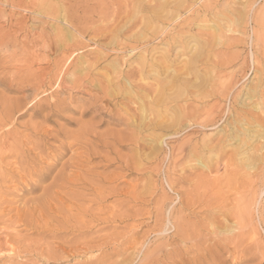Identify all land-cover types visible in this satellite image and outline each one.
<instances>
[{"label":"rangeland","instance_id":"374dc122","mask_svg":"<svg viewBox=\"0 0 264 264\" xmlns=\"http://www.w3.org/2000/svg\"><path fill=\"white\" fill-rule=\"evenodd\" d=\"M17 1L0 0V16L8 11L1 16L0 28L3 31L0 29V33L7 31L10 39L18 40L12 39L14 42L11 40L12 43L10 41L8 45L0 46V264H165L167 261L166 264H264V112L259 114L262 120L260 123L248 125L236 120L240 109L256 101V98H251V94H254L251 89L260 78V93L264 101V0H217V6L213 5L206 13L198 6L203 4L199 0H185L186 11L177 10L179 13L172 7L177 0H55V3H49L48 0ZM141 3L147 5L148 9L141 10ZM35 4L36 6H32ZM49 5H53L55 9L46 10ZM60 7L63 9L60 10ZM190 8L191 13L187 12ZM196 8L199 10L195 11ZM65 9L70 10V21L74 22L71 32L64 31L63 22H60L64 17L60 13L65 14ZM103 9L108 14L110 10L114 11H110L112 13L108 15ZM155 10L169 18L159 23L151 20L150 16H153ZM52 14L56 18L61 16L58 18L61 30L54 29L57 24L50 22ZM98 14L101 16L96 17ZM201 16L202 19L205 18L203 21ZM175 17H180V20ZM119 18L121 19L118 20ZM186 18H190L191 23ZM110 27L114 29L113 34ZM133 34L135 38L131 36ZM159 34L166 38L172 34V39L161 42ZM178 36L188 45L187 53L181 54L177 60L179 63L176 61L168 66L167 73L164 74L167 77L161 76L165 78L161 80L162 86L166 87V83L172 78L178 77L177 82L180 81L179 76L186 72L183 65L194 52L205 49L203 52H206V57H203L202 64L197 63L196 68L200 67L197 70L201 72L199 77L186 75L191 80V85L187 86L189 88L178 85L170 91L181 95L178 97L179 101H168V108L164 107L166 112H163V115L166 113V118L160 116L163 118L161 121L152 114L151 104L155 98L153 89L155 82H158L152 66L154 61L163 59L162 55L169 51L168 48L182 50L177 41ZM113 38H116L115 41ZM120 42L122 43L119 44ZM78 44L82 45L78 47ZM203 44L205 45L202 46ZM133 48L135 52L132 53L130 50ZM97 50L102 51L97 53ZM151 53L154 55L151 56ZM229 57L232 61L229 65L223 69L217 67L229 60ZM121 59L123 62L119 61ZM77 60L87 62L81 68L83 71L76 66ZM258 61L261 63L258 64ZM140 62L144 64L142 76L137 73L136 78L130 77L129 80L133 85L137 82L146 88L142 90V87H135L134 91V87L131 89L125 82L127 83L131 73L140 68ZM182 69L184 70L181 71ZM55 71L61 74H56ZM96 72L98 76L92 74ZM170 72H173L172 75ZM114 73L116 76H113ZM58 74L61 80L56 77ZM89 74L95 80L91 75L90 79ZM99 75L107 77L100 80ZM213 75L216 77H211ZM108 76H111L109 82L106 81ZM112 76L117 80L113 81L115 79ZM145 84H150L153 88ZM115 86V92L112 93ZM192 98L194 102L191 101ZM188 105H191L189 110ZM179 110L182 111L178 112ZM233 110L239 111L237 113ZM187 112L191 114L190 117L185 114ZM211 117H214L217 124L207 122ZM165 119L169 121H164ZM135 122L138 128L134 126ZM154 122L160 123L161 128L154 127ZM245 128L250 133L245 132ZM248 134L250 137L245 141ZM52 244L55 246L51 247ZM62 247L65 252H62ZM137 248L141 249L138 251ZM136 255L138 256L135 257ZM170 257L171 261L167 259Z\"/></svg>","mask_w":264,"mask_h":264},{"label":"bare ground","instance_id":"6f19581e","mask_svg":"<svg viewBox=\"0 0 264 264\" xmlns=\"http://www.w3.org/2000/svg\"><path fill=\"white\" fill-rule=\"evenodd\" d=\"M3 1H4V0H3ZM7 1H8V0H7ZM9 1H11V0H9ZM18 1H19V2H18ZM18 1H17L18 3H20V1L22 2V0H18ZM38 1H39V0H38ZM56 1H57V0H56ZM56 1H55V0H48L49 3H55ZM70 1H71V0H70ZM73 1L75 2L76 0H73ZM109 1H110V0H109ZM112 1H113V0H112ZM112 1H111V2H112ZM128 1H129V0H128ZM128 1H127V2H128ZM144 1H145V0H144ZM173 1H174V0H173ZM216 1H217V0H205V2H203V1L199 0L198 2H202L203 4L200 3L201 5H198V6H199V7L201 6V10H203V12L205 11V13H206L207 11H210V10L212 9L213 5L217 6V5H216V4H217ZM218 1H219V0H218ZM247 1H248V0H247ZM1 2H2V1H1ZM1 2H0V3H1ZM41 2L43 3V2H45V1H41ZM48 2H47V3H48ZM58 2H59V1H58ZM82 2H83V1H82ZM84 2H85L84 4H86V1H84ZM129 2H130V1H129ZM148 2H151V1H147V3H148ZM2 3H3V2H2ZM10 3H11V2H10ZM24 3H25V2H24ZM35 3H36V2H35ZM49 3H48V4H49ZM59 3H60V2H59ZM69 3H70V2H69ZM87 3H88V2H87ZM125 3H126V1H125ZM131 3H132V2H131ZM131 3H130V4H131ZM185 3H186L185 0H177V1H174V2H173L172 7H173V9H175V11H177V10H178V11H181V10L184 9V8L186 9V6H185L186 4H185ZM215 3H216V4H215ZM222 3H223V2H222ZM242 3H243V2H242ZM6 4H7V2H6ZM15 4H17V3H15ZM21 4H22V3H21ZM21 4H18V5H21ZM45 4H46V2H45ZM56 4H57V3H56ZM60 4H61V3H60ZM66 4H67V3H66ZM71 4H72V2H71ZM82 4H83V3H82ZM84 4H83V5H84ZM151 4H152V3H151ZM167 4H168V3H167ZM187 4H188V3H187ZM198 4H199V3H198ZM218 4H219V3H218ZM255 4H256V3H255ZM38 5H39V4H38ZM72 5H74V4H72ZM121 5H122V4H120V6H121ZM136 5H137V4H136ZM152 5H153V4H152ZM256 5H257V4H256ZM11 6H12V5H11ZM24 6H25V5H24ZM32 6H36V4H35V5H32ZM42 6H43V5H42ZM45 6H46V5H45ZM52 6H53V5H49V7L47 6L48 9L46 8V10H49V8H50V9H51V8H54V7H52ZM68 6H69V5H68ZM80 6H81V5H80ZM124 6H125V5H124ZM131 6H132V4H131ZM161 6H162V5H161ZM164 6H165V5H164ZM164 6H163V7H164ZM190 6H191V4H190ZM190 6H189V7H190ZM196 6H197V5H196ZM221 6H222V5H221ZM4 7H5V6H4ZM4 7H3V8H4ZM17 7H19V6H17ZM26 7H27V6H26ZM26 7H25V10L27 9ZM28 7H29V6H28ZM55 7H56V6H55ZM57 7H59V6H57ZM66 7H67V6H66ZM86 7H87V5H86ZM135 7H136V9H137V6H135ZM194 7H195V5L193 6V8H194ZM218 7H219V6H218ZM227 7H229V6H227ZM233 7H234V6H233ZM255 7H256V6H255ZM30 8H32V7H30ZM36 8H37V7H36ZM36 8H34V9H36ZM40 8H41V7H40ZM44 8H45V7H44ZM81 8L83 9L82 6H81ZM91 8H92V7H91ZM116 8L119 9L118 6H117ZM120 8L122 9V6H121ZM123 8H124V7H123ZM125 8H126V6H125ZM139 8H140L141 10H144V11L148 9L147 5H144L143 3H141V4L139 5ZM191 8H192V7H191ZM191 8L188 9L187 12H190V11L192 10ZM216 8H217V7H216ZM236 8H237V7H236ZM5 9H6V8H5ZM13 9H14V8H13ZM38 9H39V7H38ZM42 9H43V7H42ZM54 9H55V8H54ZM61 9H63V8L60 7V10H61ZM92 9H93V8H92ZM106 9H107V8H106ZM106 9H105V10H106ZM127 9L129 10V8H127ZM136 9H135V10H136ZM185 9H184V10H185ZM226 9H228V8H226ZM10 10H12L11 7H10ZM29 10H30V9H29ZM43 10H44V9H43ZM43 10H42V11H43ZM46 10H45V11H46ZM119 10H120V9H119ZM197 10H199V9L196 8L195 11H197ZM201 10H200V12H202ZM224 10H225V9H224ZM228 10H229V9H228ZM238 10H239V9H238ZM23 11H24V10H23ZM38 11H40V10H38ZM54 11H55V10H54ZM56 11H58V9H56ZM63 11H64L65 14H61V13H60V15H63V16H64V17H63V20L61 19L62 21H60L61 23L63 22V23H62V24H63V25H62V28H64V29H63L64 31H65V30L70 31V28H72V27L74 26V25H72V23H74V22L70 21V20H71V18H70V10L65 9V10H63ZM81 11H82V10H81ZM84 11L86 12V10H84ZM84 11H83V12H84ZM90 11H91V12H90ZM90 11H89V13H90L89 16H91V13H92V10H90ZM102 11H103L104 13H107V12L104 11V9H103ZM102 11H100V12H102ZM110 11H114V10H110ZM110 11H109V14L112 13V12L110 13ZM115 11H116V10H115ZM120 11H121V10H120ZM120 11H119V12H120ZM130 11H131V10H130ZM133 11H134V9H133ZM133 11H132V12H133ZM155 11H156V12H155L154 14L151 12V14H153V16H150V17H151V20L158 21V23H159V21H161V20H166V19L169 18V17H168V18L164 17L163 14L157 12V10H155ZM159 11H160V10H159ZM163 11H164V10H163ZM178 11H177V12H178ZM185 11H186V10H185ZM242 11H243V10H242ZM1 12H3V11H1ZM7 12H8V11H6V13H7ZM16 12H17V11H16ZM18 12H20V11H18ZM43 12H44V11H43ZM46 12H47V11H46ZM71 12H72V11H71ZM83 12H82V13H83ZM100 12H99V14H100ZM122 12H123V11H122ZM160 12H161V11H160ZM203 12H202V13H203ZM238 12H239V11H238ZM6 13L4 12V13H2V14H5V15H6ZM10 13H11V12H10ZM48 13H49V12H48ZM51 13H52V12H51ZM57 13H59V12H57ZM104 13H103V14H104ZM178 13H179V12H178ZM178 13H177V16H178ZM184 13H185V12H184ZM190 13H191V12H190ZM195 13H196V12H195ZM213 13H214V12H213ZM2 14H1V16H2ZM41 14H42V13H41ZM85 14H86V13H85ZM85 14H84V16H85ZM99 14H98V16L96 15V17L101 16V15H99ZM107 14H108V13H107ZM107 14H106V15H107ZM109 14H108V15H109ZM114 14H115V13H114ZM208 14H209V13H208ZM21 15H22V14H21ZM37 15H38V14H37ZM44 15H46V14H44ZM54 15H55V14H54ZM93 15H94V13H93ZM106 15L104 14V16H106ZM116 15H117V13H116ZM136 15H137V14H136ZM145 15H146V14H145ZM180 15H181V12H180ZM182 15H183V14H182ZM205 15H206V14H205ZM222 15H223V14H222ZM1 16H0V19H1ZM11 16H12V15H11ZM11 16H10V17H11ZM49 16H50V15H49ZM76 16H77V14H76ZM82 16H83V15H82ZM114 16H115V15H114ZM121 16H122V15H121ZM188 16H189V14H188ZM191 16H192V15H191ZM191 16H190V18H191ZM193 16H194V14H193ZM203 16H204V15H203ZM3 17H5V16H3ZM3 17H2V19H3ZM26 17H27V16H26ZM41 17H43V16H41ZM56 17H57V16H56ZM56 17H54L53 14H52V17H51L52 20H51L49 17H48V18L51 20V21L49 20L51 23H52V21H53V22H55L54 24H57V25H54V26H55L54 29H55V28H56V29L59 28V29L61 30V28H60V27H61V26H60L61 23H59V19H58V18H60L61 16H60V17L58 16V18H56ZM106 17H107V16H106ZM106 17H105L104 19H106ZM122 17H123V16H122ZM132 17H133V16H132ZM134 17H135V15H134ZM185 17H186V16H185ZM205 17H206V16H205ZM208 17H209V16H208ZM19 18H20V17H19ZM37 18H39V17H37ZM87 18H88V14H87ZM101 18H103V16L100 17V20H101ZM108 18H109V16H108ZM110 18H111V17H110ZM110 18H109V19H110ZM136 18H137V17H136ZM170 18H171V17H170ZM175 18H176V20H177V19H179L180 17H175ZM190 18H189V19L186 18V19H188L189 22L191 23V19H190ZM203 18H204V17H203ZM224 18H225V17H224ZM10 19H11V18H10ZM10 19H9V20H10ZM46 19H47V18H46ZM88 19H89V18H88ZM91 19H93V16H92ZM116 19H117V18H116ZM120 19H121V18H119L118 20H120ZM130 19H131V18H130ZM142 19H143V18H142ZM183 19H185V18H183ZM201 19H202V16H201ZM201 19L199 18V20H201ZM204 19H205V18H204ZM204 19H202V21H203ZM84 20H85V19H84ZM86 20H87V19H86ZM123 20H124V19H123ZM134 20H135V19H134ZM136 20H137V19H136ZM143 20H144V19H143ZM169 20H170V19H169ZM172 20H173V19H172ZM179 20H180V19H179ZM188 20H187V21H188ZM192 20H193V19H192ZM197 20H198V18L196 19V22H198ZM210 20H211V19H210ZM37 21H38V19H37ZM87 21H88V20H87ZM106 21H108V20L106 19ZM114 21H117V20L114 19ZM114 21H113V23H114ZM127 21H129V20H127ZM148 21H149V20H148ZM154 21H153V22H154ZM173 21H175V20H173ZM206 21H207V19H206ZM223 21H224V20H223ZM39 22H40V21H39ZM43 22L46 23L47 21L44 20ZM100 22H102V21H100ZM111 22H112V21H111ZM131 22H132V21H131ZM144 22H145V21H144ZM151 22H152V21H151ZM161 22H162V21H161ZM176 22H177V21H176ZM199 22H201V21H199ZM204 22H205V21H204ZM225 22H226V21H225ZM51 23L49 24V22H48V25L51 26ZM79 23H80V22H79ZM82 23H83V21H82ZM109 23H110V22H109ZM120 23H121V22H120ZM133 23H134V22H133ZM178 23H179V22H178ZM178 23H177V24H178ZM24 24H25V23L23 22V26H24ZM46 24H47V23H46ZM98 24H100V23H98ZM98 24H97V26H98ZM106 24L108 25V23H104V25H106ZM111 24H112V23H111ZM115 24H117V23H115ZM177 24H176V25H177ZM193 24L196 25V23H193ZM259 24H260V22H259ZM261 24H262V22H261ZM0 25H1V24H0ZM4 25H5V24H4ZM48 25H47V26H48ZM79 25H80V24H79ZM84 25H85V24H84ZM94 25H95V24H94ZM107 25H106V26H107ZM126 25H127V24H126ZM135 25H136V24H135ZM184 25H185V24H184ZM188 25H189V24H188ZM218 25H219V24H218ZM81 26L83 27V25H81ZM90 26H92V25L90 24ZM90 26H89V27H90ZM106 26H105V27H106ZM111 26H113V25H111ZM167 26H168V25H167ZM167 26H166V27H167ZM179 26H180V25H179ZM199 26H200V25H199ZM0 27H1V26H0ZM3 27H4V26H3ZM44 27H45V26H44ZM52 27H53V25H52ZM82 27H81V28H82ZM124 27H125V26H124ZM130 27H131V26H130ZM136 27H137V26H136ZM136 27H135V28H136ZM176 27H178V26H176ZM185 27H186V26H185ZM188 27H191V26H188ZM218 27H219V26H218ZM229 27H230V26H229ZM263 27H264V26H263ZM4 28H5V27H4ZM10 28H11V27H10ZM79 28H80V27H79ZM86 28H87V27H86ZM86 28H85V29H86ZM96 28H97V27H96ZM108 28H109V26H108ZM122 28H123V27H122ZM127 28H128V26H127ZM133 28H134V27H133ZM220 28H221V27H220ZM0 29H1V28H0ZM2 29H3V28H2ZM2 29H1V30H2ZM19 29H20V27H19ZM42 29H43V28H42ZM50 29H51V28H50ZM54 29H52V30L54 31ZM82 29H84V27H83ZM91 29H92V27H91ZM110 29H111V27H110ZM116 29H117V28H116ZM155 29H156V28H155ZM21 30H23V29H21ZM40 30H41V29H40ZM45 30H46V29H45ZM89 30H90V29H89ZM96 30H97V29H96ZM98 30H99V29H98ZM102 30H103V29H102ZM111 30H112V29H111ZM113 30H114V29H113ZM113 30L110 31L112 34H113ZM118 30H119V29H118ZM126 30H127V29H126ZM167 30H168V29H167ZM2 31H3V30H2ZM10 31H11V29H10ZM42 31H44V30H42ZM46 31H47V30H46ZM46 31H45V32H46ZM48 31H50V30H48ZM53 31H52V32H53ZM56 31H58V30H56ZM56 31H55V32H56ZM64 31H62V32H64ZM71 31H72V30H71ZM71 31H70V32H71ZM81 31H82V30H81ZM108 31H109V30H108ZM130 31H131V29H130ZM177 31H178V28H177ZM186 31H188V29H187ZM230 31H231V30H230ZM230 31H229V32H230ZM62 32H61V33H62ZM78 32H79V30H78ZM85 32H86V31H85ZM89 32H90V31H89ZM159 32H160V31H159ZM159 32H158V33H159ZM172 32H173V31H172ZM179 32H180V31H179ZM182 32H183V31H182ZM66 33H67V32H66ZM97 33H99V32H97ZM100 33H101V32H100ZM117 33H118V32H117ZM161 33H162V32H161ZM183 33H184V32H183ZM42 34H43V33H42ZM59 34H60V31H59ZM64 34H65V33H64ZM76 34H77V33L75 32V35H76ZM89 34H93V33H89ZM101 34H102V33H101ZM115 34H116V33H115ZM115 34L113 35L114 37H115ZM162 34H164V32H163ZM166 34H167V33H166ZM180 34L182 35V33H180ZM180 34H179V35H180ZM217 34H218V32H217ZM57 35H58V33L55 35V37H56ZM102 35H105V34H102ZM117 35H118V34H117ZM122 35H123V34H122ZM156 35H157V32H156ZM159 35H160V34H159ZM171 35H172V34H170V37L168 36L169 39H170V38L172 39V36H171ZM173 35H174V34H173ZM183 35H184V34H183ZM42 36H43V35H42ZM59 36H60V35H59ZM80 36H81V35H80ZM82 36H84V35H82ZM86 36H88V34H87ZM97 36L99 37L98 34H97ZM113 36H112V37H113ZM131 36H133V37L135 38L134 34L131 35ZM131 36L129 35V37H131ZM139 36H140V35H139ZM153 36H154V35H153ZM160 36H161V38H160L161 42L165 41V39H167V41H168V38H166V36H162V35H160ZM259 36H260V35H259ZM13 37H14V36H13ZM46 37H47V36H46ZM60 37H61V36H60ZM60 37H59V38H60ZM63 37H64V36H63ZM98 37H96V38H98ZM112 37H111V38H112ZM124 37H125V35H124ZM143 37H145V36H143ZM154 37H155V36H154ZM174 37H175V36H174ZM185 37H186V36H185ZM197 37H198V36H197ZM48 38H49V37H48ZM57 38H58V37H57ZM57 38H56V39H57ZM75 38H76V37H75ZM119 38H120V37H119ZM131 38H132V37H131ZM151 38H152V37H151ZM198 38H199V37H198ZM214 38H215V37H214ZM218 38H219V37H218ZM12 39H13V38H12ZM12 39H10V35H9V33H7V31H5V32H3V33H0V46L2 47V46H5V45H8V43H9ZM73 39H74V38H73ZM78 39H79V38H77V40H78ZM91 39H94V38H90V40H91ZM100 39H101V37H100ZM100 39H99V40H100ZM105 39H106V38H105ZM114 39H116V38H113L112 40H114ZM117 39H118V38H117ZM122 39H123V38H122ZM132 39H133V38H132ZM141 39H142V37H141ZM175 39H176V38H175ZM175 39H173V40H175ZM202 39H203V37H202ZM204 39H205V38H204ZM13 40H17V38H16V39H13ZM13 40H12V41H13ZM58 40H59V39H58ZM58 40H57V42H58ZM118 40H119V39H118ZM129 40H130V39H129ZM144 40H145V39H144ZM146 40H148V39H146ZM173 40H172V41H173ZM196 40H197V39H196ZM206 40H207V38H206ZM206 40H205V41H206ZM212 40H213V39H212ZM12 41H11V43H12ZM17 41H18V40H17ZM21 41H23V39H22ZM53 41H54V40H53ZM53 41H52V42H53ZM74 41H76V40L74 39ZM78 41H80V40H78ZM92 41H93V40H92ZM114 41H115V40H114ZM124 41H125V40H123V42H124ZM140 41H141V40H140ZM157 41H158V39H157ZM170 41H171V40H170ZM177 41L179 42V44H180L182 50L179 51L178 48H176V49H177V51H176V50H172V49H169V48H168L169 51H168L166 54H164V53H165V52H164L163 55H162V57H163L162 60H163V61H162L161 59H160L161 61H160V60H158L157 62L154 61L155 63H154V65L152 66V68L155 70V72H156V74H157V76H158V82H157V83L155 82L156 85H155V88L153 89V91L155 92V93H153V96H155V98H153V99H154V102H153V104H151V105H152L151 107H152V109H153V113H152V114H153V115L155 114V116H158L159 118H160V116L163 117V116L166 115V113H165V115H163V114H164L163 112H166V110H165L164 107H166V109L168 108V107H167V106H168V101H170V102H174L176 99L178 100V97H180V95H181V93H179V94H175V93L170 92V91H171L174 87L176 88V86H178V85H185L186 87H187L188 85H191V82H190L191 80H189V78H187V76H186V75H188V74H191L193 77H196V78L199 77V75H200L201 72H199V70H197V69H199L200 67L196 68V67L198 66L197 63H199V62H200L201 64L203 63V57L205 56V53H206V52H205V53L203 52L205 49H203L202 52H197V53L194 52L195 54H193V55L191 56V58H189V59L186 61L185 65H183V67L185 68V71H186V72H185V73H182V74H181L180 72H178V73L181 74V76H179V77H180V81L177 82V81H178V80H177L178 77H176L175 79L172 78L170 82H167V83H166V84H168V85H166V87H164V86H162L163 84H162L161 80H162V79L164 80L165 78H161V76H166V75H164V74L167 73L166 71H167V68H169L168 66H170L171 63H172V64L175 63V62L178 60V58H180V56H182L181 54H183L184 52H186V49L188 48V45L182 42L183 40H182V37H181V36H178V37H177ZM228 41H229V40H228ZM13 42H14V41H13ZM24 42H25V41H24ZM24 42H22V43H24ZM93 42H95V41H93ZM99 42L102 43L101 40H100ZM134 42H136V41L134 40ZM143 42L146 43L145 41H143ZM161 42H160V45H161ZM207 42H208V41H207ZM22 43H21V44H22ZM53 43H54V42H53ZM69 43H70V42H69ZM72 43H73V41H72ZM77 43H78V42H77ZM77 43H74V44H77ZM82 43H84V42H82ZM121 43H122V42H120L119 44H121ZM124 43H125V42H124ZM124 43H123V44H124ZM137 43H138V41H137ZM147 43H149V42H147ZM152 43H153V42H152ZM164 43L166 44V42H164ZM171 43H172V42H171ZM173 43H174V41H173ZM175 43H176V41H175ZM198 43H199V42H198ZM222 43H223V42H222ZM235 43H237V42H235ZM57 44H58V43H57ZM64 44H65V43H64ZM84 44H85V43H84ZM102 44H103V43H102ZM111 44H113V43L111 42ZM115 44H116V43H115ZM131 44H133L132 41H131ZM150 44H151V42H150ZM188 44H189V43H188ZM205 44H206V43H205ZM205 44H203L202 46H204ZM225 44H226V43H225ZM68 45H69V44H68ZM72 45H73V44H72ZM78 45H79V44H78ZM80 45H82V44H80ZM80 45H79L78 47H80ZM85 45H86V44H85ZM108 45H109V44H108ZM140 45H143V44H140ZM166 45H169V44H166ZM172 45H173V44H172ZM175 45H176V44H175ZM175 45H174V46H175ZM215 45H216V43H215ZM58 46H59V45H58ZM73 46H74V45H73ZM73 46H72V47H73ZM96 46H97V45H96ZM114 46H115V45H114ZM124 46H125V45H124ZM154 46H155V44H154ZM154 46L152 45V47H154ZM161 46H162V45H161ZM170 46H171V45H170ZM170 46H168V47H170ZM194 46H195V45H194ZM199 46H201V45H199ZM206 46H207V44H206ZM1 47H0V48H1ZM67 47H68V46H67ZM86 47H87V46H86ZM99 47H100V46H99ZM105 47H106V46H105ZM115 47H117V46H115ZM120 47H121V46L119 45V48H120ZM150 47H151V46H150ZM152 47H151V49H152ZM157 47H158V46H156V48H157ZM172 47H173V46H172ZM70 48H71V47H70ZM73 48H74V49H77V47H73ZM106 48H107V47H106ZM106 48H105V49H106ZM109 48H110V47H109ZM122 48H123V46H122ZM139 48H140V46H139ZM162 48H163V47H161V51H162ZM174 48H175V47H174ZM207 48H208V50H209V47H207ZM71 49H72V48H71ZM74 49H73V50H74ZM79 49H80V48H79ZM120 49H121V48H120ZM123 49H124V48H123ZM140 49H141V48H140ZM140 49H138V50L140 51ZM164 49H167V47L164 48ZM199 49L202 50L201 48H199ZM216 49H217V48H216ZM60 50H61V49H60ZM62 50H64V49L62 48ZM73 50H72V51H73ZM77 50H78V49H77ZM82 50H83V49H82ZM124 50H126V48H125ZM134 50H135V48L131 49L130 52L133 53ZM143 50H144V49H143ZM143 50H142V51H143ZM159 50H160V49H159ZM67 51H68V50H67ZM70 51H71V50H70ZM99 51H102V50H97V53H98ZM115 51H116V50H115ZM115 51H114V54H115ZM121 51H122V50H121ZM127 51H128V50H127ZM127 51H126V52H127ZM139 51H138V52H139ZM149 51H150V50H149ZM152 51H153V50H152ZM152 51H151V52H152ZM157 51H158V50H157ZM161 51H160V52H161ZM164 51H165V50H164ZM166 51H167V50H166ZM172 51H176V52L171 53ZM196 51H197V49H196ZM205 51H206V50H205ZM221 51H222V50H221ZM68 52H69V51H68ZM75 52H76V51H75ZM95 52H96V51H95ZM106 52H107V50H106ZM134 52H135V51H134ZM136 52H137V51H136ZM154 52H155V51H154ZM213 52H214V50H213ZM103 53H105V52H103ZM108 53H109V52H108ZM146 53H147V52H146ZM149 53H150V52H149ZM149 53H148V54H149ZM186 53H187V52H186ZM220 53H221V52H220ZM65 54H66V53H64V55H65ZM67 54H68V53H67ZM71 54L73 55L74 52H73V53L71 52ZM100 54H101V52H100ZM111 54H112V53H111ZM140 54H141V53H140ZM144 54H145V53H144ZM144 54H143V55H144ZM152 54H153V53H151V56H152ZM184 54H185V53H184ZM184 54H183V55H184ZM208 54H210V53H208ZM208 54H207V55H208ZM89 55H90V53H89ZM96 55H98V54H96ZM106 55H107V54H106ZM106 55H105V56H106ZM118 55H119V52H118ZM138 55H139V53H138ZM153 55H154V54H153ZM65 56H67V55H65ZM75 56H76V55H75ZM77 56H78V54H77ZM85 56H86V55H85ZM92 56H93V55H92ZM105 56H104V57H105ZM113 56H114V55H113ZM113 56H110V57H113ZM127 56H129V55H127ZM132 56H133V55H132ZM147 56H148V55H147ZM151 56H150V57H151ZM173 56H175V57L173 58ZM212 56H213V55H212ZM212 56H211V57H212ZM214 56H216V55H214ZM71 57H72V56H71ZM78 57H79V56H78ZM93 57H94V56H93ZM101 57H103V56H101ZM121 57H122V56H121ZM153 57H154V56H153ZM153 57H152V58H153ZM155 57H158V56L156 55ZM205 57H206V56H205ZM108 58H109V57H108ZM108 58H107V60L109 61L110 59H108ZM119 58H120V57H119ZM131 58H132V57H131ZM159 58H160V57H159ZM182 58H183V57H182ZM220 58H221V57H220ZM229 58H230V57H229ZM235 58H236V57H235ZM53 59H54V58H53ZM69 59H70V58H69ZM72 59H73V58H71V60H72ZM103 59H106V58H102V60H103ZM112 59H113V58H112ZM112 59H111V60H112ZM127 59H128V58H127ZM134 59H135V58H134ZM155 59H156V58H155ZM183 59H186V58H183ZM58 60H59V59H58ZM62 60H64V59H62ZM87 60H88V59H87ZM128 60H129V59H128ZM130 60H131V59H130ZM204 60H205V59H204ZM207 60H208V59H207ZM234 60H235V59H234ZM257 60H258V59H257ZM65 61H66V60H65ZM65 61H64V62H65ZM67 61H68V60H67ZM67 61H66V62H67ZM105 61H106V60H105ZM112 61H113V60H112ZM114 61H115V58H114ZM114 61H113V62H114ZM119 61L121 62L122 59L119 60ZM148 61H149V60H148ZM159 61H160V62H159ZM183 61H184V60H183ZM209 61H210V60H209ZM60 62H61V61H60ZM62 62H63V61H62ZM62 62H61V63H62ZM66 62H65V63H66ZM96 62H97V61H96ZM103 62H104V61H103ZM103 62H102V63H103ZM115 62H117V60H116ZM122 62H123V61H122ZM124 62H125V60H124ZM145 62H146V61H145ZM177 62H178V61H177ZM180 62H181V61H180ZM216 62H217V61H216ZM231 62H232V61H231V58H230L229 60H225V61L222 62L221 64H218L217 67H220V69H223L224 67H226L227 65H229ZM259 62H260V61H258V64H259ZM58 63H59V61H58ZM61 63H60V64H61ZM65 63H64V64H65ZM68 63H69V62H68ZM68 63H67V64H68ZM85 63H87V62H85V60H84V61H83V60H79V61L77 60V62H76V66H77L78 68L81 69ZM140 63H141V62H140ZM150 63H151V61H150ZM178 63H179V62H178ZM213 63H214V62H213ZM260 63H261V62H260ZM106 64H107V63H106ZM106 64H103V65L106 66ZM109 64H111V63H109ZM109 64H107V65H109ZM113 64H114V63H113ZM119 64H120V63H119ZM151 64H152V63H151ZM196 64H197V65H196ZM256 64H257V63H256ZM53 65H54V63H53ZM98 65H99V64H98ZM98 65H97V66H98ZM103 65H102V66H103ZM114 65H115V64H114ZM114 65H111V66H114ZM126 65H127V63H126ZM141 65H142V63H141ZM141 65H140V68H138V70H137L136 72L131 73V74L129 75L128 80L126 79V80H127V83L125 82V84H128V85L130 86V88H131V87H132V88L134 87L133 90L135 89V87H136V89H137V88L140 89V88L142 87V88H141L142 90L146 88V86L141 85L140 83H137V82H135V81H134V82H135L136 84L134 83V85H133L132 82H131V80H129L130 77H135V78H136L137 73H138V76H140V77L142 76V74H143L142 70H143V68H144V64H143L142 66H141ZM178 65H179V64H178ZM205 65H206V64H205ZM62 66H63V65H62ZM115 66H116V65H115ZM115 66H114V67H115ZM124 66H125V65H124ZM127 66H128V65H127ZM172 66H173V65H172ZM200 66H201V65H200ZM233 66H234V65H233ZM257 66L260 67V65H257ZM56 67H57V66H56ZM58 67H59V64H58ZM99 67H100V65H99ZM108 67H109V66H108ZM128 67H130V66H128ZM134 67H135V66H134ZM137 67H138V66H137ZM146 67H147V66H146ZM176 67H177V66H176ZM180 67H181V65H180ZM213 67H215V66H213ZM59 68H61V67H59ZM100 68H101V67H100ZM118 68H119V67H118ZM118 68H117V69H118ZM62 69H63V68H62ZM73 69H74V68H73ZM105 69H106V68H105ZM115 69H116V68H115ZM131 69H133V68H131ZM147 69H148V68H147ZM178 69H179V68H178ZM216 69H217V68H216ZM256 69H257V68H256ZM81 70H82V69H81ZM122 70H123V69H122ZM149 70H150V69H149ZM149 70H148V71H149ZM170 70H171V69H170ZM183 70H184V69H182L181 71H183ZM0 71H1V70H0ZM68 71H69V70H68ZM82 71H83V70H82ZM177 71H178V70H177ZM245 71H246V70H245ZM3 72H4V70H3ZM58 72H59V71H58ZM58 72H57V73H58ZM93 72H95V71H93ZM123 72H124V71H123ZM129 72H130V71H128V73H129ZM145 72H146V71H145ZM165 72H166V73H165ZM263 72H264V71H263ZM53 73H54V72H53ZM55 73H56V71H55ZM57 73H56V74H57ZM59 73L61 74V72H59ZM62 73H63V72H62ZM65 73H66V72H65ZM77 73H78V72H77ZM87 73H88V72H87ZM97 73H98V72H96V73H92V74H96V75H97ZM100 73H101V72H100ZM118 73H120V72H118ZM171 73H173V72H170V74H171ZM246 73H247V72H246ZM258 73H259V72H258ZM0 74H2V73L0 72ZM71 74H73V73H71ZM82 74H83V73H82ZM92 74H89L88 77H90V75L92 76ZM102 74H104V71H102ZM107 74H108V73H107ZM168 74H169V73H168ZM170 74H169V76H170ZM212 74H213V73H212ZM58 75H59V74H58ZM58 75L56 76L57 78L60 77V75H59V76H58ZM65 75H67V74H65ZM79 75H80V74H79ZM105 75H106V73H105ZM108 75H109V74H108ZM111 75H112V73H111ZM171 75H172V74H171ZM174 75H175V73H174ZM210 75H211V73H210ZM50 76H51V75H50ZM63 76H64V75H63ZM67 76H71V75H67ZM72 76H73V75H72ZM97 76H98V75H97ZM97 76H96V77H97ZM99 76H100V75H99ZM113 76H116V74L114 73ZM113 76H112V77H113ZM117 76H118V75H117ZM120 76H121V74H120ZM122 76H123V75H122ZM144 76H145V75H144ZM214 76H215V75H213V76H211V77L215 78L216 76H215V77H214ZM52 77H53V76H52ZM75 77H77V76H75ZM78 77H79V76H78ZM84 77H85V76H84ZM84 77H83V78H84ZM92 77H93V76H92ZM100 77H101L100 80H102V79L104 80V79H106L107 76H105V78H102V76H100ZM103 77H104V75H103ZM166 77H167V76H166ZM209 77H210V76H209ZM62 78H63V77H62ZM81 78H82V77H81ZM93 78H94V80H95V77H93ZM97 78H98V77H97ZM109 78H111V76H110V77L108 76V79H107L106 81H108ZM113 78H114V77H113ZM115 78H116V77H115ZM115 78H114V79H115ZM122 78H123V77H122ZM59 79L61 80V77H60ZM78 79H79V78H78ZM87 79H88V78H87ZM90 79H91V77H90ZM120 79H121V78H120ZM120 79L118 80L119 82H120ZM257 79H258V78H257ZM60 80H59V81H60ZM75 80H76V79H75ZM79 80H80V79H79ZM81 80H82V79H81ZM81 80H80V81H81ZM97 80H98V79H97ZM100 80H99V81H100ZM112 80H113V79H112ZM116 80H117V79H115V80H113V81H116ZM44 81H45V80H44ZM65 81H66V80H65ZM80 81H79V82H80ZM92 81H93V80H92ZM113 81H112V82H113ZM118 81H117L116 83L119 84ZM154 81H155V80H154ZM166 81H167V80H166ZM166 81H164V82H166ZM213 81L215 82V79H214ZM49 82H50V81H49ZM60 82H61V81H60ZM60 82H58V83H60ZM62 82H64V81H62ZM73 82H74V81H73ZM73 82H72V83H73ZM96 82H97V81H96ZM104 82H105V81H104ZM108 82H109V81H108ZM108 82H106V83H108ZM225 82H226V79H225ZM239 82H240V81H239ZM42 83H43V82H42ZM44 83H45V82H44ZM44 83H43V85H45ZM75 83H76V81H75ZM86 83H87V82H86ZM98 83H99V82H98ZM106 83H105V84H106ZM110 83H111V80H110ZM114 83H115V82H114ZM152 83H153V82H152ZM37 84H38V83H37ZM40 84H41V83H40ZM40 84H39V85H40ZM60 84H61V83H60ZM63 84H64V83H63ZM77 84H78V83H77ZM79 84H80V83H79ZM79 84H78V85H79ZM83 84H84V82H83ZM83 84H82V86H84ZM108 84H109V83H108ZM108 84H106V85H108ZM192 84H193V83H192ZM195 84H196V82H195ZM236 84H237V83H236ZM261 84H262V80H261V78H260V79H258V83H257L256 85L253 84V85H255V86H253L252 89H251V92L254 93V94H251V93H250V94H251V98H252V99L256 98V101H254V102H253L251 105H249V106H248V105H245L244 108L240 109L241 111L238 110V111L240 112V114H238L239 116H236L237 113H238V111L235 110V111H237V113H236L234 116H236V120L238 121V123L244 121L246 124L250 125V124L253 123V122H256V123L259 122V123H260V121H262L261 118L259 117L260 115H262V114H260V113L264 112V109H263V105H264L263 103H264V101L262 100V98H263V97H262V93H260ZM74 85H75V84H74ZM88 85H89V83H88ZM106 85H105V87H107ZM145 85H148V84H145ZM149 85H150V84H149ZM149 85H148V86H149ZM47 86H48V84H47ZM51 86H52V85H51ZM72 86H73V85H72ZM80 86H81V85H80ZM89 86H90V85H89ZM92 86L95 87V85H92ZM109 86H110V85H109ZM119 86H120V85H119ZM125 86L128 87L127 85H125ZM150 86H151V85H150ZM193 86H195V87L198 88V86H196V85H194V84H193ZM225 86H226V83H225ZM75 87H77V86H75ZM97 87H98V86H97ZM126 87H125V88H126ZM151 87H152V86H151ZM200 87H201V85H200ZM232 87H233V86H232ZM249 87H250V86H249ZM40 88H42V87H40ZM55 88H56V87H54V90H55ZM73 88H74V87H73ZM73 88H72V89H73ZM81 88H82V87H81ZM83 88H85V87H83ZM90 88H91V86H90ZM103 88H104V86H103ZM103 88H101V89H103ZM120 88H121V87H120ZM132 88H131V89H132ZM148 88H150V87H147V89H148ZM152 88H153V87H152ZM152 88H151V89H152ZM187 88H189V87H187ZM187 88H186V89H187ZM201 88H202V87H201ZM207 88H208V87H207ZM34 89H35V88H34ZM60 89H61V88H60ZM79 89H80V87H79ZM101 89H100V90H101ZM115 89H116V86H115L114 89H112V93L115 92V91H113V90H115ZM177 89H179V88H177ZM180 89H181V88H180ZM183 89H184V88H183ZM208 89H209V88H208ZM214 89H215V88H214ZM227 89H228V88H227ZM227 89H226V90H227ZM247 89H248V88H247ZM35 90H37V89H35ZM39 90H40V89H39ZM84 90H85V89H84ZM100 90H99V91H100ZM108 90H110V88H109ZM123 90H124V89H123ZM195 90H196V89H195ZM198 90H199V89H198ZM249 90H250V89H249ZM249 90H248V91H249ZM102 91H103V90H102ZM110 91H111V90H110ZM134 91H135V90H134ZM144 91H145V90H144ZM150 91H151V90H150ZM184 91H185V90H184ZM186 91H188V90H186ZM186 91H185V92H186ZM100 92H101V91H100ZM106 92H107V91H105V93H106ZM125 92H126V91H125ZM125 92H124V94H126ZM136 92H137V91H136ZM136 92H135V93H136ZM145 92H146V91H145ZM151 92H152V91H151ZM174 92H176V91H174ZM210 92H211V90H210ZM221 92H222V91H221ZM226 92H227V91H226ZM226 92H225V93H226ZM232 92H233V91H232ZM103 93H104V92H103ZM110 93H111V92H110ZM112 93H111V95H112ZM121 93H122V91H121ZM131 93H132V91H131ZM207 93H208V91H207ZM213 93H214V92H213ZM52 94H53V93H52ZM54 94H55V93H54ZM101 94H102V92H101ZM132 94H133V93H132ZM146 94H147V92H146ZM154 94H155V95H154ZM187 94H188V93H187ZM217 94H218V93H217ZM220 94H221V93H220ZM220 94H219V95H220ZM227 94H229V93H227ZM231 94H232V93H231ZM244 94H245V93H244ZM104 95H105V94H104ZM111 95H110V97H112ZM114 95H116V93H114ZM114 95H113V97H114ZM135 95H136V94H135ZM135 95H134V97H135ZM150 95L152 96V93H151ZM165 95H166V96H165ZM189 95H190V93H189ZM200 95H201V98H202V94H200ZM200 95H199V96H200ZM219 95H218V96H219ZM221 95H222V94H221ZM225 95H226V94H224V96H225ZM246 95H247V94H246ZM263 95H264V94H263ZM52 96H54V95H52ZM122 96H123V95H122ZM184 96H185V95H184ZM199 96H198V97H199ZM210 96H211V95H210ZM214 96H215V95H214ZM243 96H244V95H243ZM36 97H37V96H36ZM212 97H213V96H212ZM220 97H221V96H220ZM220 97H219V98H220ZM222 97H223V96H222ZM227 97L229 98V96H227ZM239 97H240V96H239ZM103 98H104V96H103ZM103 98H102V99H103ZM114 98H115V97H114ZM151 98H152V97H151ZM183 98H185V97H183ZM210 98H211V97H210ZM97 99H98V98H97ZM105 99H106V98H105ZM112 99H113V98H112ZM121 99H122V98H121ZM121 99H119V100H121ZM133 99H135V98H133ZM153 99H152V100H153ZM181 99H182V98H181ZM204 99L206 100L205 97H204ZM230 99H231V98H230ZM241 99H242V98H241ZM99 100L101 101L100 98H99ZM106 100H107L108 102H110L108 99H106ZM119 100H118V101H119ZM177 100H176V101H177ZM186 100H187V99H186ZM186 100H185V101H186ZM196 100H197V99H196ZM198 100H199V98H198ZM261 100L263 101V103H262ZM112 101H113V100H111V102H112ZM178 101H179V100H178ZM182 101H183V100H181V102H182ZM191 101L194 102V98H192ZM232 101H233V100H232ZM248 101H249V100H248ZM56 102L58 103V101H56ZM115 102H116V100H115ZM136 102H137V101H136ZM186 102H187V101H186ZM195 102H196V101H195ZM205 102H206V101H205ZM237 102H238V100H237ZM177 103H178V102H177ZM182 103H183V102H182ZM182 103H181V105H182ZM202 103H203V102H202ZM215 103H216V102H215ZM232 103H233V102H232ZM115 104H116V103H115ZM120 104H121V103H120ZM147 104H148V103H147ZM171 104H172V103H171ZM174 104H175V103H174ZM185 104H186V103H185ZM185 104H184V106H185ZM191 104H193V103H191ZM197 104H198V103H197ZM205 104H206V103H205ZM209 104H210V103H209ZM54 105H55V104H54ZM112 105H113V103H112ZM117 105H119V104H117ZM117 105H116V107H117ZM122 105L124 106V104H122ZM142 105H143V104H142ZM153 105H154V107H153ZM169 105H170V104H169ZM175 105H176V104H175ZM178 105H179V104H178ZM212 105H213V104H212ZM233 105L235 106L234 103H233ZM128 106H131V105H128ZM170 106H171V105H170ZM172 106H173V105H172ZM179 106H180V105H179ZM188 106H189V105H188ZM190 106H191V105H190ZM190 106L187 107V108H188L187 110H189V108L191 109ZM208 106H209V105H208ZM236 106H237V105H236ZM51 107H52V106H51ZM119 107H120V106H119ZM142 107H143V106H142ZM144 107H145V106H144ZM173 107H174V106H173ZM181 107H182V106H181ZM198 107H199V105H198ZM200 107H201V106H200ZM125 108H126V107H125ZM125 108H124V109H125ZM132 108L135 109L136 107H135V108L132 107ZM132 108H131V109H132ZM145 108H146V107H145ZM145 108H144V109H145ZM148 108H149V107H148ZM163 108H164V109H163ZM171 108H172V107H171ZM171 108H170V109H171ZM192 108H194V107H192ZM195 108H196V107H195ZM234 108H235V107H234ZM236 108H237V107H236ZM120 109H121V108H120ZM122 109H123V108H122ZM122 109H121V110H122ZM150 109H151V108H150ZM183 109H184V108H183ZM232 109H233V108H232ZM116 110H117V109H116ZM142 110H143V109H142ZM147 110H148V109H147ZM168 110H169V109H168ZM171 110H172V109H171ZM187 110H186V111H187ZM117 111H119V110H117ZM131 111H132V110H131ZM150 111H151V110H150ZM180 111H182V110H179L178 112H180ZM183 111H184V110H183ZM186 111H185V112H186ZM192 111H193V109H192ZM192 111H191V112H192ZM198 111H199V110H198ZM198 111H195V112H198ZM235 111L233 110V112H235ZM114 112H115V111H114ZM120 112H121V111H120ZM124 112H126V110H125ZM128 112H130V110H129ZM145 112H146V111H145ZM148 112H149V111H148ZM171 112H172V111H171ZM173 112H175V111H173ZM193 112H194V111H193ZM229 112H230V111H229ZM185 114H188V112L185 113ZM229 114H230V113H229ZM259 114H260V115H259ZM263 114H264V113H263ZM162 115H163V116H162ZM175 115H176V114H175ZM179 115H180V114H179ZM183 115H184V114H183ZM183 115H182V116H183ZM224 115H225V114H224ZM227 115H228V112H227ZM140 116H141V115H140ZM155 116H154V117H155ZM176 116H178V115H176ZM176 116H175V117H176ZM186 116H187V115H186ZM188 116L190 117L191 114H188ZM192 116H193V115H192ZM141 117H144V116H141ZM145 117H147V115H146ZM158 117H157V118H158ZM167 117H168V116H167ZM205 117H206V116H205ZM215 117H216V115H215ZM228 117H230V116H228ZM261 117H263V116H261ZM159 118H158V120H159ZM164 118H166V116H165ZM177 118H178V117H177ZM181 118H182V117H181ZM195 118H196V117L194 116L193 119H195ZM211 118H212V117H211ZM220 118H222V117H220ZM234 118H235V117H234ZM143 119H144V118H143ZM160 119H161V118H160ZM162 119H163V118H162ZM162 119H161V121H162ZM174 119H175V118H174ZM145 120H146V119H145ZM154 120H155V119H154ZM176 120H177V119H176ZM181 120H182V119H181ZM185 120H186V119H185ZM205 120H206V119H205ZM219 120H220V119H219ZM219 120H218V121H219ZM136 121H137V120H136ZM141 121H142V120H141ZM141 121H140V123H141ZM164 121H169V119H168V120L165 119ZM174 121H175V120H174ZM174 121H172V122H174ZM190 121H191V120L189 119L188 122H190ZM237 121H235V122H237ZM205 122H206V121H205ZM207 122H208V123L211 122L212 124H214V122H215L214 117H213L212 119H208ZM135 123H136V122H135ZM154 123H155V122H154ZM161 123H162V122H161ZM164 123H165V122H164ZM169 123H170V122H169ZM181 123H182V122H181ZM192 123H193V122H192ZM196 123H197V122H196ZM215 123H216V122H215ZM9 124H10V123H9ZM166 124H167V123H166ZM166 124H164V125H166ZM178 124H179V122H178ZM199 124H200V123H199ZM204 124H205V123H204ZM216 124H217V123H216ZM216 124H215V125H216ZM261 124H263V123H261ZM261 124H260V125H261ZM164 125H163V126H164ZM175 125H177V124H175ZM184 125H185V124H184ZM207 125H208V124H207ZM209 125H210V124H209ZM134 126H137V123H136V125L134 124ZM141 126H142V125H141ZM163 126H162V127H163ZM168 126H169V125H168ZM186 126H187V125H186ZM186 126H185V127H186ZM192 126H194V124H193ZM201 126H202V123H201ZM262 126H263V125H262ZM4 127H5V126H4ZM138 127H139V126H137V128H138ZM150 127H151V126H150ZM154 127H156V128H159V127H160V128H161V124L158 123V122H156L155 125H154ZM187 127H189V126H187ZM187 127H186V128H187ZM208 127H209V126H208ZM160 128H159V129H160ZM172 128H173V127H172ZM192 128H193V127H192ZM200 128H201V127H200ZM202 128H203V127H202ZM258 128H259V127H258ZM1 129H2V128H1ZM169 129H170V128H169ZM179 129H180V128H179ZM184 129H185V128H184ZM239 129H240V128H239ZM251 129H252V127H251ZM255 129H256V128H255ZM134 130H135V127H134ZM155 130H156V129H155ZM175 130H176V129H175ZM244 130H245V132L248 131V129H246V128H245ZM137 131H138V130H137ZM148 131H149V130H148ZM150 131H151V133H153V132H152V129H151ZM161 131H162V130H161ZM161 131H160V132H161ZM169 131H170V130H169ZM179 131H181V130H179ZM133 132H134V131H133ZM154 132H156V131H154ZM158 132H159V131H158ZM158 132H157L156 134H158ZM162 132H163V131H162ZM171 132H172V130H171ZM177 132H178V131H177ZM248 132L250 133V131H248ZM131 133H132V132H131ZM174 133H175V132H174ZM159 134H160V133H159ZM161 134H162V133H161ZM86 135H87V134H86ZM131 135H132V134H131ZM258 136H259V135H258ZM120 137H121V136H120ZM153 137L155 138L156 135H154ZM234 137H237V136L234 135ZM247 137L249 138V137H250V134H248V136H246V139L244 138L245 141H247ZM85 138H86V137H85ZM87 138H88V137H87ZM125 138H127V137H125ZM135 138H136V137H135ZM135 138H133V139H135ZM157 138H159V137H157ZM157 138H156V139H157ZM256 138H257V137H256ZM233 140H234V139H233ZM242 140H243V138H242ZM242 140H241V141H242ZM0 141H1V140H0ZM132 141H133V140H132ZM134 141H135V140H134ZM88 142H89V141H88ZM89 143H90V142H89ZM89 143H88V144H89ZM241 145H242V144H241ZM217 147H218V145H217ZM217 147H216V148H217ZM218 148H219V147H218ZM60 149H61V148H60ZM89 150H90V148H89ZM89 150H88V151H89ZM92 150H93V149H92ZM90 151H91V150H90ZM215 151H216V150H215ZM86 152H87V151H86ZM88 153H89V152H88ZM92 153H93V152H92ZM89 154H90V153H89ZM93 154H95V153H93ZM89 157H90V155H89ZM167 180H168V179H167ZM169 184H170V183H169ZM127 210H128V209H127ZM115 213H116V212H115ZM109 218H110V217H109ZM81 219H82V218H81ZM93 220H95V219H93ZM58 222H59V221H58ZM47 223H48V222H47ZM63 223H65V222L63 221ZM66 223H67V222H66ZM66 223H65V224H66ZM92 223H93V222H92ZM83 224H84V223H83ZM84 225H85V224H84ZM91 225H92V224H91ZM181 225H182V224H181ZM47 226H50V225H47ZM59 226H60V225H59ZM61 226H62V225H61ZM66 226H67V225H66ZM68 226H69V225H68ZM82 226H83V225H82ZM64 228H65V227H64ZM69 228H70V227H69ZM180 228H181V226H180ZM53 229H56V228H53ZM59 229H60V228H59ZM71 229H72V228H71ZM181 229H182V228H181ZM57 230H58V228H57ZM57 230H56V231H57ZM65 230H66V229H65ZM51 231H52V229H51ZM51 231H50V232H51ZM74 231H76V230H74ZM82 231H83V230H82ZM85 231H88V230H85ZM183 231H184V230H183ZM70 232H71V231H70ZM70 232H68V233H70ZM52 233H53V232H52ZM52 233H50L51 236H52ZM66 233H67V232H66ZM75 233H76V232H75ZM79 233H80V231H79ZM54 234H55V233H54ZM54 234H53V235H54ZM57 234H58V233H57ZM70 234H71V233H70ZM78 235H79V234H78ZM54 236H55V235H54ZM54 236H53V237H54ZM56 236H57V235H56ZM56 236H55V237H56ZM59 236H60V235L58 234V237H57V238H59ZM184 237H185V236H184ZM234 237H235V236H234ZM238 238H239V237H238ZM62 239H63V238H62ZM127 239H128V238H127ZM234 240H235V239H234ZM1 241H2V240H1ZM125 241H126V240H125ZM55 242H56V241H55ZM61 242H62V241H61ZM61 242L59 241V243H61ZM66 242H67V241H66ZM106 242H107V241H106ZM228 242H229V241H228ZM230 242H231V241H230ZM57 243H58V242H57ZM59 243H58V244H59ZM197 243H198V242H197ZM197 243H196V244H197ZM48 244H49V243H48ZM58 244H57V245H58ZM61 244H62V243H61ZM65 244H66V243H65ZM87 244H88V243H87ZM91 244H92V243H91ZM43 245H44V244H43ZM53 245H54V244H52L51 247H52ZM119 245H121V244H119ZM198 245H199V244H198ZM198 245H196V247H197ZM48 246H50V244H49ZM54 246H55V245H54ZM54 246H53V247H54ZM88 246H89V245H88ZM201 246H202V244H201ZM60 247H61V246H60ZM78 247H79V246H78ZM78 247H77V248H78ZM97 247H98V246H97ZM41 248H42V247H41ZM46 248H47V247H46ZM57 248H59V246H58ZM62 248H63V247H62ZM69 248H70V247H69ZM73 248H74V246H73ZM75 248H76V247H75ZM79 248H81V247H79ZM82 248H83V247H82ZM107 248H108V247H107ZM107 248H106V249H107ZM135 248H136V247H135ZM146 248H147L148 253H149V249H148V247H146ZM194 248H195V247H194ZM197 248H198V247H197ZM53 249H54V248H53ZM70 249H71V248H70ZM117 249H118V248H117ZM137 249H138V248H137ZM137 249H136V251H137ZM139 249H141V248H139ZM139 249H138V251H139ZM156 249H157V248H156ZM201 249H202V248H201ZM33 250H34V249H33ZM35 250H36V249H35ZM41 250H42V249H41ZM41 250H40V251H41ZM54 250H55V249H54ZM64 250H65V249L63 248L62 252H63ZM74 250H75V249H74ZM76 250H77V249H76ZM78 250H79V249H78ZM86 250H87V249H86ZM144 250H145V248H144ZM166 250H167V249H166ZM193 250H195V249H193ZM198 250H199V249H197V252H198ZM44 251H45V249H44ZM58 251H59V250H58ZM58 251H57V252H58ZM72 251H73V249H72ZM200 251H201V250H200ZM32 252H34V251H32ZM55 252H56V250H55ZM55 252H54V253H55ZM60 252H61V251H60ZM64 252H65V251H64ZM66 252H67V251H66ZM68 252H69V251H68ZM74 252H75V251H74ZM76 252H77V251H76ZM142 252H145V251H142ZM142 252H140V253H142ZM161 252H162V250H161ZM167 252H168V250H167ZM42 253H43V251H42ZM48 253L50 254V251H49ZM51 253H52V252H51ZM71 253H73V252H71ZM138 253H139V252H138ZM138 253H137V254H138ZM162 253H163V252H162ZM55 254H58V253H55ZM177 254L179 255V253H177ZM62 255H63V254H62ZM62 255H61V257H62ZM64 255H65V254H64ZM67 255H68V254H67ZM139 255H140V254H139ZM178 255H177V258H178ZM181 255H182V253H181ZM181 255H180V256H181ZM44 256H45V255H44ZM58 256H59V254H58ZM137 256H138V255H136L135 257H137ZM141 256H142V254H141ZM158 256H159V255H158ZM180 256H179V257H180ZM39 257H40V256H39ZM52 257H53V256H52ZM66 257H67V256H66ZM172 257H173V256H172ZM42 258H43V257H42ZM44 258L46 259L47 257H44ZM48 258H49V257H48ZM139 258H140V257H138V259H139ZM155 258H156V257H155ZM45 259H44V260H45ZM56 259H57V258H56ZM133 259H134V258H133ZM135 259H136V258H135ZM167 259L170 260V261L172 260L171 257H170V259H169V258H167ZM178 259H179V258H178ZM48 260H50V259H48ZM52 260H53V259H52ZM54 260H55V259H54ZM136 260H137V259H136ZM165 260H166V259H165ZM181 260H182V259H181ZM190 260H191V259H190ZM91 261H92V260H91ZM126 261H127V260H126ZM134 261H135V260H134ZM174 261H175V260H174ZM179 261H180V260H179ZM194 261H195V260H194ZM89 262H90V260H89ZM123 262H124V261H123ZM127 262H128V261H127ZM127 262H125V263H127ZM144 262H145V261H144ZM160 262H161V260H160ZM164 262H165V261H164ZM164 262H163V263H164ZM167 262H168V261H167ZM167 262H166V263H167ZM176 262H177V260H176ZM176 262H175V263H176ZM188 262H189V261H188ZM195 262H196V261H195ZM93 263H94V262H93ZM155 263H156V262H155ZM157 263H159V262L157 261ZM166 263H165V264H166ZM197 263H198V262H197ZM209 263H210V261H209ZM91 264H92V263H91ZM131 264H132V263H131ZM152 264H153V262H152ZM169 264H170V263H169ZM171 264H172V263H171ZM178 264H179V262H178ZM198 264H199V263H198ZM214 264H217V263H214Z\"/></svg>","mask_w":264,"mask_h":264}]
</instances>
